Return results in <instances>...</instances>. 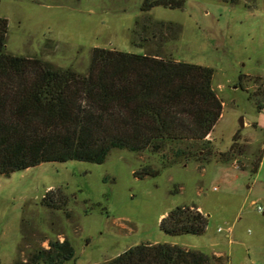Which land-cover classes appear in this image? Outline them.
<instances>
[{
  "label": "rangeland",
  "instance_id": "1",
  "mask_svg": "<svg viewBox=\"0 0 264 264\" xmlns=\"http://www.w3.org/2000/svg\"><path fill=\"white\" fill-rule=\"evenodd\" d=\"M141 4L0 0L11 53L86 72L94 47L140 53L142 36H153L147 49L214 67L213 87L223 101L205 141H170L160 150L115 149L102 164L54 161L0 174L3 262L28 257L50 239L67 238L75 257L64 264H101L132 246L159 242L202 250L214 257L210 264H264V108L258 106L264 105V0L235 5L187 0L180 8L149 11ZM146 165L159 175L136 176ZM57 189L66 204L58 209L43 204L46 193ZM183 204L209 215L205 233L162 230L163 217Z\"/></svg>",
  "mask_w": 264,
  "mask_h": 264
},
{
  "label": "trees",
  "instance_id": "2",
  "mask_svg": "<svg viewBox=\"0 0 264 264\" xmlns=\"http://www.w3.org/2000/svg\"><path fill=\"white\" fill-rule=\"evenodd\" d=\"M186 1L142 0L141 10L180 8ZM223 1L235 5L242 0ZM160 25L182 29L175 22ZM8 32L9 20L0 16L2 175L44 162L102 164L115 149L160 150L170 141H205L222 115L214 67L147 49L153 36H142L140 53L96 46L88 70L80 72L41 56L9 52ZM159 172L146 165L136 176ZM66 200L57 189L49 190L42 202L58 209ZM208 223L209 215L198 205L183 204L163 217L161 228L170 235L203 234ZM74 257L69 239H50L47 247L35 245L28 257L19 255L10 263L0 259V264H64ZM213 258L202 250L159 242L132 246L101 264H210Z\"/></svg>",
  "mask_w": 264,
  "mask_h": 264
},
{
  "label": "water",
  "instance_id": "3",
  "mask_svg": "<svg viewBox=\"0 0 264 264\" xmlns=\"http://www.w3.org/2000/svg\"><path fill=\"white\" fill-rule=\"evenodd\" d=\"M240 125H241V127L244 126V123H243V117L240 118Z\"/></svg>",
  "mask_w": 264,
  "mask_h": 264
},
{
  "label": "built area",
  "instance_id": "4",
  "mask_svg": "<svg viewBox=\"0 0 264 264\" xmlns=\"http://www.w3.org/2000/svg\"><path fill=\"white\" fill-rule=\"evenodd\" d=\"M259 208H260V206H259ZM221 229V228H220ZM253 264H257V263H253Z\"/></svg>",
  "mask_w": 264,
  "mask_h": 264
}]
</instances>
